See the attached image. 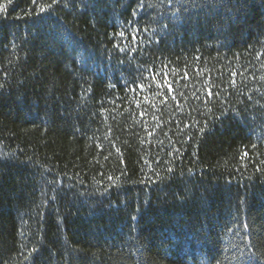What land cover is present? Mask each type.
I'll list each match as a JSON object with an SVG mask.
<instances>
[{
	"label": "trees",
	"instance_id": "obj_1",
	"mask_svg": "<svg viewBox=\"0 0 264 264\" xmlns=\"http://www.w3.org/2000/svg\"><path fill=\"white\" fill-rule=\"evenodd\" d=\"M38 4L0 0V264H264V0Z\"/></svg>",
	"mask_w": 264,
	"mask_h": 264
},
{
	"label": "snow or ice",
	"instance_id": "obj_2",
	"mask_svg": "<svg viewBox=\"0 0 264 264\" xmlns=\"http://www.w3.org/2000/svg\"><path fill=\"white\" fill-rule=\"evenodd\" d=\"M169 2H171V0H169ZM8 3H11V0H8ZM59 3H60V0H52V4H49L48 8H51L53 4H59ZM31 4L37 6L39 8L40 13H43L46 10L45 6L43 4H38V0H31ZM141 6H143V5H141ZM149 6H151V5H149ZM5 7H6V5H0V9H4ZM177 19H179V18H177ZM120 36L123 37L124 33L121 32ZM120 50L124 51V49H120ZM188 78L189 77H187L185 75L184 79H188ZM154 79H155V77H154ZM163 79H164V82L161 83V85L159 87H161V88L166 87L169 92H173L174 91L173 84H172L171 80L168 78V73L167 72H164ZM233 83H235V81H233ZM2 87H3V85H0V88H2ZM138 87L140 89H143L145 87V85L140 84V85H138ZM207 95L209 97L213 96V91H212L211 88H209L207 90ZM216 95H219V93L217 92ZM173 99H175V96H173ZM249 99H251V97H249ZM143 114L144 113H141V115H143ZM245 155H247V153H245ZM169 171H171V169H169Z\"/></svg>",
	"mask_w": 264,
	"mask_h": 264
}]
</instances>
